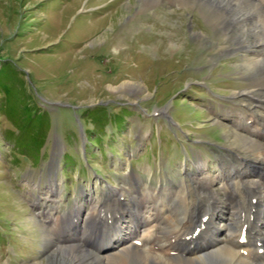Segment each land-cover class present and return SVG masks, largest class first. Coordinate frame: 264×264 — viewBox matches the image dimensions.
<instances>
[{
  "label": "rangeland",
  "instance_id": "1",
  "mask_svg": "<svg viewBox=\"0 0 264 264\" xmlns=\"http://www.w3.org/2000/svg\"><path fill=\"white\" fill-rule=\"evenodd\" d=\"M194 6L0 0V264H60L50 214L74 213L56 225L82 237L116 189L177 188L199 158L215 172L244 156L231 97L247 79Z\"/></svg>",
  "mask_w": 264,
  "mask_h": 264
},
{
  "label": "bare ground",
  "instance_id": "2",
  "mask_svg": "<svg viewBox=\"0 0 264 264\" xmlns=\"http://www.w3.org/2000/svg\"><path fill=\"white\" fill-rule=\"evenodd\" d=\"M174 1L203 9L224 37L217 50L241 63L248 84L231 99L243 108L232 116L244 132V156H234L229 169H215V176L199 158L177 188L116 189L105 204H93L82 237L74 225H56L70 224L74 213L67 219L50 214L60 246L47 247L57 263L264 264V0Z\"/></svg>",
  "mask_w": 264,
  "mask_h": 264
},
{
  "label": "trees",
  "instance_id": "3",
  "mask_svg": "<svg viewBox=\"0 0 264 264\" xmlns=\"http://www.w3.org/2000/svg\"><path fill=\"white\" fill-rule=\"evenodd\" d=\"M22 146H24V145H20V147H22ZM29 147H24V149H25V151H26V149H28ZM41 148V147H40Z\"/></svg>",
  "mask_w": 264,
  "mask_h": 264
}]
</instances>
